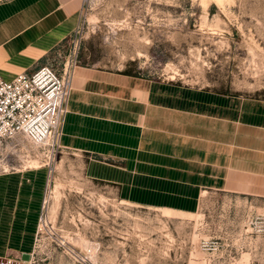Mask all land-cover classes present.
Instances as JSON below:
<instances>
[{"label":"rangeland","instance_id":"1","mask_svg":"<svg viewBox=\"0 0 264 264\" xmlns=\"http://www.w3.org/2000/svg\"><path fill=\"white\" fill-rule=\"evenodd\" d=\"M77 22L80 63L264 97V0H82ZM7 153L52 158L31 264H264V198L217 191L168 211L120 199L70 151L3 144L0 165Z\"/></svg>","mask_w":264,"mask_h":264},{"label":"crops","instance_id":"2","mask_svg":"<svg viewBox=\"0 0 264 264\" xmlns=\"http://www.w3.org/2000/svg\"><path fill=\"white\" fill-rule=\"evenodd\" d=\"M82 0H0V74L44 62ZM61 150L140 206L195 213L205 193L264 198V97L88 63L74 68ZM47 167L0 172V255L34 246Z\"/></svg>","mask_w":264,"mask_h":264},{"label":"built area","instance_id":"3","mask_svg":"<svg viewBox=\"0 0 264 264\" xmlns=\"http://www.w3.org/2000/svg\"><path fill=\"white\" fill-rule=\"evenodd\" d=\"M80 39L77 22L70 34L46 52L43 63L33 69L22 70L11 79H5L0 74V146L26 140L33 142L36 147H46L52 155L61 151L59 138L67 112L74 68L80 63ZM7 154L6 164L0 165V172L29 166L14 164L12 157ZM51 160L43 163L47 167V187L53 170ZM44 209L45 197L42 200L38 231L43 222ZM38 231L27 258L22 255H0V264H31ZM77 256L80 257L78 264H91L85 257Z\"/></svg>","mask_w":264,"mask_h":264},{"label":"bare ground","instance_id":"4","mask_svg":"<svg viewBox=\"0 0 264 264\" xmlns=\"http://www.w3.org/2000/svg\"><path fill=\"white\" fill-rule=\"evenodd\" d=\"M31 164H38L36 161H32L31 162ZM41 165H43V163L41 164ZM53 188L51 189L52 190V192H53V194L54 195H57V189H56V186L54 185V186H52ZM46 196H47V194H46ZM45 196V203L47 202V197ZM56 197V196H55ZM27 262H28V260H26Z\"/></svg>","mask_w":264,"mask_h":264},{"label":"water","instance_id":"5","mask_svg":"<svg viewBox=\"0 0 264 264\" xmlns=\"http://www.w3.org/2000/svg\"><path fill=\"white\" fill-rule=\"evenodd\" d=\"M24 257L27 258L28 257V253H25Z\"/></svg>","mask_w":264,"mask_h":264}]
</instances>
